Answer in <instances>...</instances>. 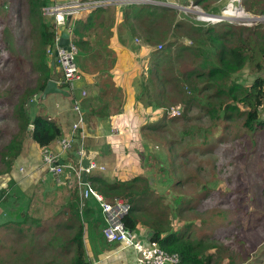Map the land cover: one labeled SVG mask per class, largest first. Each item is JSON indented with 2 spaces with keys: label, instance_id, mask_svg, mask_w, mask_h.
<instances>
[{
  "label": "trees",
  "instance_id": "trees-1",
  "mask_svg": "<svg viewBox=\"0 0 264 264\" xmlns=\"http://www.w3.org/2000/svg\"><path fill=\"white\" fill-rule=\"evenodd\" d=\"M11 1L13 0H4L2 5L5 12L3 9L0 12V24L3 25L1 40L5 47L4 54L6 56L2 62L0 61V72H4L8 67L7 55L10 52L22 58L19 64L24 63V68L28 69V74L33 75V77L28 82V75L25 81L26 87L20 91L13 89V80L10 74L0 77V81L4 83L2 90H0V104L2 103L5 107L0 113L2 114L0 115V160L6 171L10 173L15 161L21 154L22 141L25 137L30 136L39 148H43L50 145L60 135L59 128L53 122L38 115L32 118L28 115L27 98L31 99L34 95L39 96L46 82L52 78L50 67L52 57L47 54V49L53 46L55 35L52 23L42 13V8L47 4L46 0H24L28 13L27 21L22 22L20 20L23 17L21 10L23 1ZM204 1L209 2L210 0H200L197 5H202ZM6 4H9L8 9L5 7ZM117 6L107 4L95 7L89 11L84 20L77 19L74 22L72 31L77 66L82 65L85 68L86 62L80 60L86 58L89 59L93 71L108 72L114 63V56L112 63L107 68L104 66V61L101 60H107L112 56L107 43L112 36L116 22ZM220 6L218 5L211 11H206L207 14L219 15L218 8ZM118 7L121 17L120 22L116 24L118 36L120 39L128 38L135 47L136 30L142 28L144 21L163 6L157 7L143 2H132L124 3ZM202 7L204 8V6ZM11 12H14V17L18 19L16 25L12 24L14 18L8 17ZM219 22H224V28L220 31L216 27L206 24L202 27L189 26L187 31L190 34L188 37L190 44H180L178 48H175L174 53L180 55L179 59L174 60L168 68L159 67V65L160 62L172 59L171 49L168 46H176L175 42L166 46L168 48L161 56H151L147 59L146 66H144L145 70L136 82L135 97L137 101L145 102V106L163 108L162 116L158 120L160 122L148 126L152 133L156 131L160 134L161 130L166 128V124H164L166 118L170 119L171 125L196 123L199 130H202L203 126H206L205 130L215 129L220 118L224 121L233 120V113L236 114L237 118L244 120L241 128L246 132H254L257 127L264 124L259 118V110L264 109V78L259 74L264 64V23H260L255 28H242L236 24L235 20L227 19ZM176 27L181 28L182 26ZM149 29L144 28L143 32L148 33ZM139 31L141 32V30ZM160 49L162 50V46ZM255 51L258 53L257 60L254 57ZM248 59L253 62L249 68H252L251 72L255 76L249 80L248 86H246L245 81L240 80L239 73L247 67ZM152 65L155 66L152 67ZM107 82H109L108 79L103 80L101 84L103 86L102 93L101 95L98 94L97 97L113 99L118 110L121 105V96L118 90ZM104 83L106 84L104 85ZM118 98L120 101L117 102ZM175 99L181 101L182 111L179 116L170 117L165 102ZM239 103H243L247 110H241ZM109 110L110 107L103 105L91 112L97 114L99 119H104ZM193 110L197 111L195 115L202 116L191 117L187 112ZM204 118H206L205 121L208 125L202 121ZM29 124L32 125V128L28 130ZM157 127H159L158 130H156ZM180 143L182 142L175 139L168 143L164 142L165 147L163 148L164 151L166 150L164 162L143 157L145 170L147 171L146 163L148 162L156 166H163L168 160L174 162L177 160L176 158H183L191 151L192 153L195 152L192 150V146L186 144L184 147H180L183 152L174 156L172 148L176 149ZM200 154L203 155L204 151ZM198 161L196 165L201 166ZM188 162L191 163L192 161ZM177 172L180 175L186 173L180 164H178ZM193 177L192 175L187 176L192 184L195 181L192 179ZM87 180L105 200L117 199L126 202L130 206L129 212L123 219L126 228L134 230L138 225H142L149 231V241L158 243L169 254H176L179 258L178 264L216 263L212 254L209 253L211 243L202 238H190L187 234L190 231L189 225L172 228L170 223L165 220L166 215L160 209L161 203L158 200L152 209H147L144 206L149 202L150 193H154L146 184V175L120 182L89 174ZM207 185L212 184L208 183ZM5 194L7 195V192ZM46 194L45 196H48ZM178 196L180 195H173L172 200ZM21 197L22 195L19 196V198ZM164 198L170 200L166 196L162 197V199ZM7 199L8 196L6 198L0 197L2 204L6 203ZM32 199L36 201L40 198L38 195L30 196V201L20 208V215L16 220L6 218L0 222V228L9 227L15 231V236L10 239V243L22 244L21 238L27 236L28 240L33 242L35 241L34 238H39V233H42L43 230L37 231V227L40 228L42 225V216L33 215L30 204H35V202ZM88 199L81 200L76 191L73 190L68 193L66 205L61 203L62 206L60 204V206L55 205L56 208L59 207L57 209L50 205V208L55 210V216L63 215L66 221L62 224L59 222L55 224L54 222L55 231L48 236L46 244L39 241L33 244L38 248L35 255L30 256L28 261L36 262L39 260L40 262L43 261L42 264H88L83 246L85 230L88 233L95 232L98 234L103 226L100 208L95 200L98 207L94 208L87 204L82 207ZM183 204L185 208L174 209L179 213L192 210L191 204L187 201H184ZM164 205L169 206L170 204L165 203ZM173 205L179 206V200L176 199L169 207H173ZM57 229L65 232L68 238L62 242H56ZM53 249L57 250L52 252Z\"/></svg>",
  "mask_w": 264,
  "mask_h": 264
},
{
  "label": "rangeland",
  "instance_id": "rangeland-1",
  "mask_svg": "<svg viewBox=\"0 0 264 264\" xmlns=\"http://www.w3.org/2000/svg\"><path fill=\"white\" fill-rule=\"evenodd\" d=\"M22 1L24 3V0ZM97 1L102 2L101 0ZM130 1L132 0H109L112 4L120 7L124 2ZM199 1L144 0L143 3L163 7H160L149 19H146L142 28L136 30V38L134 39L136 47L141 48L143 46L144 49L148 50V58L161 56L167 50L166 48L170 47L172 59L160 62L159 65V67L168 68L174 60L179 59L180 55L174 53L175 48H178L180 44H190L188 38L190 34L187 31L189 26L202 27L206 24L216 27L219 31L224 28V22L220 23L219 20L202 18L200 12L207 14L206 11H211V9L221 5L218 8L220 12L218 16H222L221 20H235L236 24L242 28H255L260 23H264V11L262 13L264 0H210L209 2H202V5H197ZM11 2H14V0ZM2 3H4V0H0V12L2 9L4 11ZM118 6L116 10L119 17ZM5 7L8 9L9 4H6ZM226 9H232L233 13L224 15L223 12ZM21 10L23 17L20 21H27L28 8L26 2L22 5ZM240 13L242 16H240ZM9 16L14 18L12 24L16 25L18 19L14 17V12L8 14ZM243 16H247V18L239 19ZM254 16L260 20L255 23L247 20L255 19ZM178 25L182 27L177 28ZM2 27L3 25L0 24L1 62L6 57L4 54L5 47L1 40ZM144 28H150L148 33L143 32ZM171 42H175L176 46H170ZM158 45L162 46V50L157 49ZM257 55L258 53L255 51V59ZM7 56L9 60L8 67L4 72H0V77L10 74L13 80V89L20 91L26 87L25 81L29 75L28 69L24 68V63L19 64V61H22L21 57L10 52ZM248 60L247 67L239 73L240 80L245 81L246 86L249 83L247 78L252 73V68H249V66L253 64L252 60ZM101 61H104V66L107 68L113 61V55L107 60ZM142 66L144 67L146 64ZM154 66L152 65V67ZM32 77L33 75H29L28 82ZM3 86L4 83L0 81V90ZM118 101H120V98L117 99ZM32 102L31 99L27 98L28 105ZM165 105L169 110L173 108L180 113L182 111L181 101L178 99L168 100ZM239 107L241 110H247L243 103H239ZM4 109L5 107L1 103L0 113ZM187 113L191 117L202 116L195 115L196 110ZM259 118L264 122V109L259 110ZM169 120V118L165 119L166 128L161 130L160 134L156 131L149 132L153 140L148 137L146 142L151 146L153 153L155 155L164 154L165 151L161 146L165 147L164 142L168 143L172 139L182 142L177 145L178 149L177 147L176 149L172 148L174 156L183 152L180 147H184L186 144L192 146V150H195V152L192 153L191 151L183 158H176L177 160L174 162L168 160L163 166H156L150 162L146 163V184L154 193H150L149 202L144 206L147 209H152L154 203L158 200L161 203L160 209L166 215L165 220L170 223L172 228L189 225L190 231L187 234L190 238H202L209 241L211 243L209 253L216 260L215 264H264V124L257 127L254 132H246L241 128L244 120L237 118L235 113H233V120L224 121L220 118L215 129L207 130H205L206 126L199 130L196 123L171 125ZM205 120L206 118L202 121L208 125ZM156 122L160 121L157 120ZM169 151L171 155L170 147ZM202 151H204L203 155L200 154ZM188 161L192 162L189 163ZM197 161L201 166L196 165ZM16 163L18 166L20 160H16ZM178 164L185 170L184 175L177 172ZM4 167L0 160V197L6 198L8 196L6 203L2 204L0 200V222L6 218L16 220L20 215V208L30 201L28 194L30 192L23 191V189H19L18 186L14 185ZM44 168L46 170V166ZM188 175L194 176L192 178L195 180L193 184L187 178ZM208 183L212 185H207ZM3 191H5L4 194ZM59 193L58 196L62 197V193ZM21 195L22 197L19 198ZM173 195L180 196L172 200ZM163 196L170 198V200L162 199ZM16 198L17 201H15ZM154 198H156L155 201L151 203ZM176 199L179 200V206L169 207ZM184 201L191 204L192 210H186L183 213L177 212L174 208H185ZM33 202L35 204H30L33 215L49 214L41 220L43 225L37 231L44 230V225L48 226L49 224V226H52L57 222L62 224L66 221L65 217L60 214L58 216L54 214L50 220L49 217L55 212L54 209L48 207L43 201L36 200ZM165 203L170 205L166 206ZM2 228H0V264H37V262L42 264L43 261L33 262L32 260L28 261V258L34 256L37 251L38 247L33 246L35 242L39 241L46 244L47 230L44 235L34 238V243L32 240H28L27 236L21 238L23 240L21 241L22 244H15L10 243V239L15 234L11 230L6 231L5 227ZM66 238H68V235L65 232L56 230V242H62ZM56 250L53 249L52 251Z\"/></svg>",
  "mask_w": 264,
  "mask_h": 264
},
{
  "label": "crops",
  "instance_id": "crops-1",
  "mask_svg": "<svg viewBox=\"0 0 264 264\" xmlns=\"http://www.w3.org/2000/svg\"><path fill=\"white\" fill-rule=\"evenodd\" d=\"M69 1L72 0H46V3H66ZM88 13L89 11L76 14L75 20L77 18L84 20ZM120 18L117 13L112 36L107 43L108 50L114 56V63L108 72L93 71L89 59L80 60L86 62V67L83 68L82 65H78L82 75L81 79L75 83L73 92L69 93L68 97L60 94H51L43 100H40L38 96H33L31 98L33 102L28 105V115L30 118L38 115L53 122L60 130L58 137L60 138L70 133L72 125L76 121L72 106L74 101H78L83 113V127L74 134L71 149L59 154L58 138L51 142L48 148L53 153L58 154V160L63 163L78 165L81 157L78 156L77 151L82 144L85 151L84 154L92 156L96 164L103 168L93 170L90 175L102 176L110 181L124 182L145 175V160H142L143 157L164 162L166 150L165 152L163 151L164 154L155 155L151 146L146 142L148 137L153 140L149 134L148 126L160 120L163 108L145 106V102L137 101L135 97L136 82L141 77L143 70H145L142 65L147 63L148 50L144 49L143 46L141 48L136 47L135 43L134 47L133 43L126 37L119 38L116 24L120 22ZM74 22L71 20L73 25ZM138 59L140 60L138 61ZM50 67L52 79L59 81L61 75L60 72L58 73L60 71L58 66L52 67L50 65ZM259 74L264 78V64ZM252 75L255 74H249L247 79L251 80ZM104 79H108L109 82L107 83L113 85L121 96V105L118 110L117 105H114L113 99H100L97 97L98 94L101 95L102 93L103 86L101 84ZM82 92L85 95H82ZM96 98L98 99L95 100ZM37 99L39 100L36 101ZM103 105L110 107V110L109 113L106 111L107 116L104 119H99V116L91 111ZM161 147L163 148V146ZM18 159L20 160L19 165L17 166L15 161L13 170L7 174L14 185L18 186L19 189H23V191H29L30 196L38 195L40 201H43L48 207L53 205L54 209L59 208H56L55 205L60 203L62 205L67 204L69 191L75 190L78 197H80L76 178L71 172L65 170L60 177H57L45 170L42 164L41 148L33 142L30 136L23 139L21 154ZM59 192L62 193L64 198L58 196ZM45 193L48 196H45ZM85 204L94 208L98 207V203L96 204L92 197L86 203L84 202L82 207ZM54 214L55 212L49 217L50 220ZM40 215L42 220L49 214ZM101 220L103 225L101 228L103 229L104 221L102 215ZM83 223L86 222L83 221ZM5 229L6 231L11 230L15 234L14 229L9 227ZM43 229L42 233H39V237L44 235L46 230L47 236L52 234L55 231V225H44ZM102 229L98 234H95V232L88 233L85 230L83 246L88 264H135V251L125 247L123 242H107L104 239ZM132 231L137 239L149 241V231L142 225H138Z\"/></svg>",
  "mask_w": 264,
  "mask_h": 264
},
{
  "label": "built area",
  "instance_id": "built-area-1",
  "mask_svg": "<svg viewBox=\"0 0 264 264\" xmlns=\"http://www.w3.org/2000/svg\"><path fill=\"white\" fill-rule=\"evenodd\" d=\"M101 1L102 2L97 0H72V2L67 3L53 2L46 4L42 8L43 15L50 19V22L54 27L55 35L54 44L51 48L47 49V54L53 58L54 53L57 52V61L55 64L58 66L61 75L60 80L57 82L61 88L65 89L70 94L74 90L75 83L81 79L82 75L75 62L76 50L73 44L74 36L72 31L74 25L71 23V20L76 21L78 18L75 20V15L80 12H86L98 6L112 4L109 0ZM132 2L142 3L144 0H132L124 3ZM63 32H66L68 35V50L58 46V41ZM160 48L161 45H158L157 49ZM82 95H85V93L82 92ZM72 109L76 115V121L72 125L70 133L58 138L57 144L59 154L67 152L71 149L74 134L78 129H82L83 127V113L80 109L78 101L73 102ZM179 115L180 112L177 109L171 108L169 110L170 117H176ZM29 126L32 128L31 124ZM84 153V147L81 144L78 148L77 154L81 157ZM41 158L44 166H46V171L54 174L55 176L60 177L65 170L73 174L76 178L80 199L85 200L92 197L98 203L104 221V227L102 229L104 239L107 242H123L125 247L133 249L136 254L135 264L179 263V258L176 254L167 253L158 245V243L137 239L133 235V231L126 228L123 221L124 217L130 210V206L122 200L114 199L113 201H107L93 189L92 184L87 179L85 182H81L83 169L79 165L73 163L59 164L58 154L53 153L48 146L41 148ZM96 169L103 168L98 166L92 159L84 171L88 176Z\"/></svg>",
  "mask_w": 264,
  "mask_h": 264
},
{
  "label": "water",
  "instance_id": "water-1",
  "mask_svg": "<svg viewBox=\"0 0 264 264\" xmlns=\"http://www.w3.org/2000/svg\"><path fill=\"white\" fill-rule=\"evenodd\" d=\"M200 17L205 18V19H211V20H219V21H221V18H222V16L209 15V14H205V13H201V12H200ZM243 19H246V18H242V20ZM247 20H249L250 22L253 21V23H255L257 20H260V19L255 16L254 20H252V21L250 19H247ZM237 22H238V20H237ZM67 43H68V35L66 32H63L60 36L59 41H58V46L60 48L68 50ZM56 61H57V52L54 53V56L50 62V65L53 67L55 65ZM51 94H60V95L66 96V97L69 96V92L66 91L65 89L59 87L58 82L52 78L46 82L42 92L40 93L39 98H40V100H43L46 98V96L51 95ZM29 128H30V126L28 127V129ZM90 160H92V156H86V154H83L81 156V159L78 161V165L83 169V172L81 175V182H85L87 179V174L85 173L84 169H86L88 167ZM58 163L63 164V162L61 160H58Z\"/></svg>",
  "mask_w": 264,
  "mask_h": 264
},
{
  "label": "bare ground",
  "instance_id": "bare-ground-1",
  "mask_svg": "<svg viewBox=\"0 0 264 264\" xmlns=\"http://www.w3.org/2000/svg\"><path fill=\"white\" fill-rule=\"evenodd\" d=\"M233 13V10L232 9H230V10H228V9H226V11H224L223 12V14L224 15H231ZM241 14V13H240ZM199 15V14H198ZM240 16H242V14L240 15ZM255 17V16H254ZM238 18V17H237ZM242 18V17H241ZM243 18H247V16L245 17V16H243ZM200 19V18H199ZM240 19V18H239ZM207 20H210V19H207ZM251 21L252 20H254V18H252V19H250Z\"/></svg>",
  "mask_w": 264,
  "mask_h": 264
},
{
  "label": "clouds",
  "instance_id": "clouds-1",
  "mask_svg": "<svg viewBox=\"0 0 264 264\" xmlns=\"http://www.w3.org/2000/svg\"><path fill=\"white\" fill-rule=\"evenodd\" d=\"M59 87H60V86H59ZM36 96H37V95H36ZM39 96H40V95H39ZM39 96H38V97H39ZM29 125H30V124H29ZM28 127H29V126H28ZM29 129H31V128H29Z\"/></svg>",
  "mask_w": 264,
  "mask_h": 264
}]
</instances>
